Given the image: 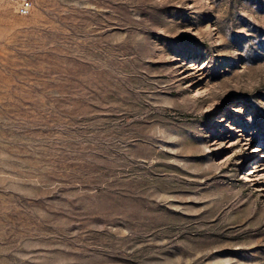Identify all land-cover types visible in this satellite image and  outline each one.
Here are the masks:
<instances>
[{"label": "rangeland", "instance_id": "374dc122", "mask_svg": "<svg viewBox=\"0 0 264 264\" xmlns=\"http://www.w3.org/2000/svg\"><path fill=\"white\" fill-rule=\"evenodd\" d=\"M30 1L0 0V264H264V0Z\"/></svg>", "mask_w": 264, "mask_h": 264}, {"label": "built area", "instance_id": "2783aa9c", "mask_svg": "<svg viewBox=\"0 0 264 264\" xmlns=\"http://www.w3.org/2000/svg\"><path fill=\"white\" fill-rule=\"evenodd\" d=\"M33 4L30 0H23L18 8V14L20 16H29L31 14Z\"/></svg>", "mask_w": 264, "mask_h": 264}, {"label": "bare ground", "instance_id": "6f19581e", "mask_svg": "<svg viewBox=\"0 0 264 264\" xmlns=\"http://www.w3.org/2000/svg\"><path fill=\"white\" fill-rule=\"evenodd\" d=\"M257 151H259V149H258V148H255V149H254V152H257ZM250 172H251V171H250ZM251 181H252V182H255V181H256V179H255V178H253V179H251Z\"/></svg>", "mask_w": 264, "mask_h": 264}]
</instances>
